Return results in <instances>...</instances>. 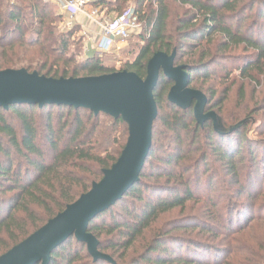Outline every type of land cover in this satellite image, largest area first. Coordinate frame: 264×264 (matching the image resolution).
<instances>
[{"label":"trees","instance_id":"obj_1","mask_svg":"<svg viewBox=\"0 0 264 264\" xmlns=\"http://www.w3.org/2000/svg\"><path fill=\"white\" fill-rule=\"evenodd\" d=\"M89 8L109 20L134 10L140 29L129 39L142 45L119 71L144 79L154 54L174 51V66L185 67L188 87L223 128L197 124L193 104H170L172 82L160 72L139 180L88 225L98 252L114 264H264V93L243 107L245 89L264 84V0H92ZM63 21L49 0H0V71L53 79L116 72L103 57L79 58L71 50L82 48L72 38L78 26L63 33ZM126 140L120 118L54 105L0 108V256L99 182ZM49 264L109 263L71 237Z\"/></svg>","mask_w":264,"mask_h":264},{"label":"water","instance_id":"obj_2","mask_svg":"<svg viewBox=\"0 0 264 264\" xmlns=\"http://www.w3.org/2000/svg\"><path fill=\"white\" fill-rule=\"evenodd\" d=\"M175 52L154 54L146 65V76L139 78L127 71L79 78H47L24 69L0 71V108L14 105L65 106L84 109L97 116L121 119L127 125V140L117 161L102 171L99 182L74 203L47 221L25 240L0 256V264H49L52 252L73 237L86 246L93 261L114 264L98 252L97 240L88 233L89 223L112 207L139 180L151 148L153 122L157 107L153 90L160 72L172 82L167 101L186 110L193 104L197 124L211 121L213 130L222 133L220 120L213 112L205 113L206 98L188 87L184 66H174Z\"/></svg>","mask_w":264,"mask_h":264},{"label":"rangeland","instance_id":"obj_3","mask_svg":"<svg viewBox=\"0 0 264 264\" xmlns=\"http://www.w3.org/2000/svg\"><path fill=\"white\" fill-rule=\"evenodd\" d=\"M51 4L53 5V8L55 9L56 12L62 14L61 7H62V0H49ZM107 18L101 16L97 20V22L104 24L107 22ZM63 23V22H62ZM61 29V26H60ZM91 33H85V34H79L78 31L75 32L73 35V40L75 42H81V47L79 48L78 46H72L71 50L74 52H77L79 54V58L89 56L92 54H95L97 56L103 57L106 62V64L110 67L115 69L116 71H119L124 63H126L128 60H131L130 55H128V52L131 50L133 53V50L141 46L142 44L137 45V40L135 39L136 37H132L131 39L127 40L126 42L120 43L118 46L119 50H117L115 47H110V48H101V51H96L91 49V36L93 37L94 35H98L99 40L98 43L100 45L101 41L103 40V37L100 36L99 30L97 27H93L92 30L90 31ZM139 34V31H138ZM78 42V43H79ZM88 42V43H87ZM131 53V54H132ZM235 75H237L236 72H234ZM237 90H238V84L232 89L231 96H230V101L228 102V106L226 107L228 111H231L232 113L236 112L237 110ZM256 91V92H255ZM264 93V84L259 87V88H254L252 86H248L245 89V100L243 107L250 106L255 97L259 95H262ZM253 99V100H252ZM66 131V129H64Z\"/></svg>","mask_w":264,"mask_h":264},{"label":"built area","instance_id":"obj_4","mask_svg":"<svg viewBox=\"0 0 264 264\" xmlns=\"http://www.w3.org/2000/svg\"><path fill=\"white\" fill-rule=\"evenodd\" d=\"M92 0H70L62 2L61 11L64 21L61 24V32L67 33L74 27L75 17L82 14L99 30L103 40L108 42H126L132 34L140 29V22L134 10L127 9L113 20H107L104 24L97 22L100 15L97 10L89 8ZM88 9V10H87Z\"/></svg>","mask_w":264,"mask_h":264},{"label":"crops","instance_id":"obj_5","mask_svg":"<svg viewBox=\"0 0 264 264\" xmlns=\"http://www.w3.org/2000/svg\"><path fill=\"white\" fill-rule=\"evenodd\" d=\"M88 10V9H87ZM101 17V16H100ZM104 17V16H103ZM74 26H78V33L80 34H85V33H91L90 31L92 30L94 26L90 21H88L86 18H84V16L82 14H79L75 17V22H74ZM92 34V33H91ZM91 49L92 50H96L101 51V48H110V47H115L117 50H119L118 46L120 44V42H108L105 40H102L100 45L97 44L99 37L98 35H94L93 37L91 36ZM88 43V42H87Z\"/></svg>","mask_w":264,"mask_h":264}]
</instances>
